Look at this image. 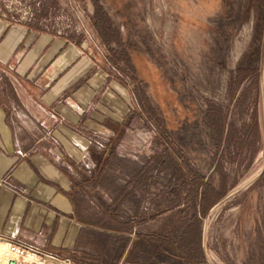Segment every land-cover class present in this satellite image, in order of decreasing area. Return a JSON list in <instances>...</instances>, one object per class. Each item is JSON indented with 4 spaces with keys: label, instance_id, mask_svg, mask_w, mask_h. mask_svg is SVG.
Listing matches in <instances>:
<instances>
[{
    "label": "rangeland",
    "instance_id": "1",
    "mask_svg": "<svg viewBox=\"0 0 264 264\" xmlns=\"http://www.w3.org/2000/svg\"><path fill=\"white\" fill-rule=\"evenodd\" d=\"M0 11L72 38L123 87L115 165L143 173V217L176 210L173 231L205 264H264V0H0Z\"/></svg>",
    "mask_w": 264,
    "mask_h": 264
},
{
    "label": "crops",
    "instance_id": "2",
    "mask_svg": "<svg viewBox=\"0 0 264 264\" xmlns=\"http://www.w3.org/2000/svg\"><path fill=\"white\" fill-rule=\"evenodd\" d=\"M121 88L72 38L0 11V239L75 264H170L177 211L143 217V173L115 165L129 130Z\"/></svg>",
    "mask_w": 264,
    "mask_h": 264
},
{
    "label": "built area",
    "instance_id": "3",
    "mask_svg": "<svg viewBox=\"0 0 264 264\" xmlns=\"http://www.w3.org/2000/svg\"><path fill=\"white\" fill-rule=\"evenodd\" d=\"M5 243L3 264H75L70 258L44 252L30 242L8 240Z\"/></svg>",
    "mask_w": 264,
    "mask_h": 264
},
{
    "label": "flooded vegetation",
    "instance_id": "4",
    "mask_svg": "<svg viewBox=\"0 0 264 264\" xmlns=\"http://www.w3.org/2000/svg\"><path fill=\"white\" fill-rule=\"evenodd\" d=\"M171 246L172 260L170 264H205L202 259V253L199 252L198 247H194L192 251L188 253L189 250L187 244L182 240V238H178L175 239V241H172ZM182 255L187 256L185 258V260H187L186 263L182 261L184 260Z\"/></svg>",
    "mask_w": 264,
    "mask_h": 264
},
{
    "label": "bare ground",
    "instance_id": "5",
    "mask_svg": "<svg viewBox=\"0 0 264 264\" xmlns=\"http://www.w3.org/2000/svg\"><path fill=\"white\" fill-rule=\"evenodd\" d=\"M4 252V244L2 243V241H0V264L3 263V253Z\"/></svg>",
    "mask_w": 264,
    "mask_h": 264
},
{
    "label": "trees",
    "instance_id": "6",
    "mask_svg": "<svg viewBox=\"0 0 264 264\" xmlns=\"http://www.w3.org/2000/svg\"><path fill=\"white\" fill-rule=\"evenodd\" d=\"M192 180H193L192 183H193V184H196V185L198 186V183H196V178H193ZM190 184H191V183H190ZM191 185H192V184H191ZM193 187H194V186H193ZM197 189H199V187H198Z\"/></svg>",
    "mask_w": 264,
    "mask_h": 264
}]
</instances>
